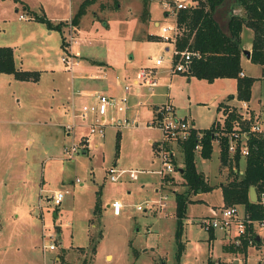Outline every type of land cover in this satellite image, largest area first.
<instances>
[{"label": "rangeland", "instance_id": "rangeland-1", "mask_svg": "<svg viewBox=\"0 0 264 264\" xmlns=\"http://www.w3.org/2000/svg\"><path fill=\"white\" fill-rule=\"evenodd\" d=\"M171 1L95 0L86 5L78 25L73 26L67 22L79 0H0V46L14 48V61L22 70L39 73V80L33 83L0 73V264L176 263L173 194L184 190V180L179 172L172 173L170 180L154 173L160 163L145 139L157 138L159 132L144 125L152 117L151 105L166 101L165 86L169 84V92L176 99V115H185L196 127L208 129L221 119L222 111L218 112L216 105L235 92V82L231 78L210 83L191 78L187 82V76L169 73L171 45L157 35L159 26L175 22ZM227 4L213 12L223 32ZM29 12L61 20L67 26L61 33L50 29L47 35L45 25L33 20ZM155 20L158 24L154 26ZM240 37L241 49L248 50L244 43L251 38L250 32L244 30ZM159 55L163 63L154 67ZM61 57H71L80 64L67 71ZM240 65L254 79L252 98L255 102L258 99L259 109L255 114L264 130L262 69L244 60ZM152 67L156 86L140 84V95L134 93L135 73ZM89 75L101 79H90ZM114 79H122L119 87L112 84ZM125 84L129 88L126 91L122 88ZM106 86L113 87V92ZM94 90L118 100L124 96L126 101L107 109L102 136L89 135L87 149L67 157L63 146L77 144L88 130L79 123L81 126L66 136L63 125L70 123L72 112L78 113L82 104L95 99ZM123 117L134 120L135 125L114 126ZM212 144L210 158L202 160L194 154V162L205 182L216 184L229 178V169L219 163V146ZM175 152L172 160L177 167L182 155L179 147ZM240 161L242 168L244 161ZM109 167L135 170L136 178L124 176L110 182ZM57 191L62 199L59 205H53L51 198ZM97 191L100 209L93 215ZM198 194H189L194 202L184 209L179 264H205L208 257H228L224 248L230 245L220 233L214 232L207 240L208 233L198 223L211 206L221 204L220 190L213 186ZM113 200L121 204L118 215L107 206ZM158 200L165 202L163 210L158 209ZM256 229L264 243V230ZM50 242L53 250L43 248ZM92 242L94 252L90 249ZM259 255L260 250L251 247L246 263L256 264Z\"/></svg>", "mask_w": 264, "mask_h": 264}, {"label": "trees", "instance_id": "trees-1", "mask_svg": "<svg viewBox=\"0 0 264 264\" xmlns=\"http://www.w3.org/2000/svg\"><path fill=\"white\" fill-rule=\"evenodd\" d=\"M95 0H83L77 6L75 12L69 18L67 24L76 26L78 20L84 15L86 5ZM194 5L186 9L175 11L174 21L178 30L175 36L174 47L177 51L188 50L196 52L193 56L188 71L185 73L188 77L205 80L207 83L214 79L235 80V94H228L226 101L236 99L238 101H247L251 94V84L254 79L250 76H239L241 44L240 32L246 27L251 31V42L249 49V61L253 64L264 65V0H196ZM227 4L226 32H223L217 21L213 18V12ZM32 13L33 20L45 25L46 29H53L61 33L62 28L67 26L62 21L52 22L50 19ZM0 73L10 74L13 79L36 81L38 72L25 71L16 67L13 61L12 49L8 46H0ZM217 110L222 108L224 125L226 129L230 128V121L235 118V108L227 107L218 103ZM213 123V122H212ZM211 123V124H212ZM203 133L198 142L202 144L199 156L202 159H208L212 152L211 135L209 128L200 129ZM118 132L115 135L116 153L118 151ZM197 141L196 136L192 134L186 141L178 145L183 163L182 167H177L179 175L182 178L184 190L173 194L175 207L173 215L175 216V264H179V257L182 248L180 241V231L183 227L185 218L184 209L188 203L194 201L188 198L189 194L196 192H208L213 187L209 186L203 179L200 172L196 170L194 162L193 147ZM255 147L249 151L247 157L243 159L244 166L241 174L233 171V167L239 164V157L235 155L232 160L227 159L226 147L223 139L220 141L218 160L222 166L229 169V180L221 184L220 195L223 206L240 205L245 214L253 220H258L262 216L264 202V139H253ZM170 180L171 178L168 177ZM249 186H253L257 196L256 201L248 199L247 193ZM99 192H96L95 202L92 208L93 215L98 214L100 201ZM208 238H213V233L208 231ZM258 244V240H255ZM245 242L238 247L228 246L224 250L228 252H241L245 254ZM91 251L95 250V243H91ZM205 264H244V262L232 263V261H223L219 259L212 260L207 258ZM264 264V262L262 263Z\"/></svg>", "mask_w": 264, "mask_h": 264}, {"label": "built area", "instance_id": "built-area-1", "mask_svg": "<svg viewBox=\"0 0 264 264\" xmlns=\"http://www.w3.org/2000/svg\"><path fill=\"white\" fill-rule=\"evenodd\" d=\"M173 10L186 9L192 7L195 3L193 0H172ZM170 10V6H168ZM18 18H23V15L19 14ZM178 30L175 22L173 25H162L159 26L158 39L171 45L170 61H169V73L185 75L188 71L189 63L193 56H197L196 52L182 50L177 51L174 47L175 36ZM61 62L65 65V69L68 71L72 69L74 62L71 57H61ZM163 63V57L161 55L156 56L154 60V67H157ZM151 68L139 69L135 73L133 78L134 87H139L143 84L147 87L156 86V78L151 75ZM239 76L243 77L244 74L239 72ZM264 77V72L262 78ZM123 90H128V85H123ZM94 100L90 103H85L80 106L78 113H71V121L69 124L63 125L65 135L69 136L73 132V128L81 126L83 124L87 128L86 136L82 135L78 138L77 144H70L69 147H64V155L70 156L72 152H78L87 149L88 136L91 134H98L100 136L104 133V127L106 125L105 115L108 108H115L119 104H124L126 98L115 99L108 94L101 92H94ZM91 96V95H90ZM232 107V106H231ZM118 108V107H117ZM235 118L230 121L229 130L224 125V117L222 114L221 119L215 120L209 128L211 135V144L214 142L217 146H220V141L223 139L227 159L232 160L235 155L239 157V161L243 160L248 156L249 151L255 147L253 139H264V130L258 124L257 115L251 113L250 107L247 105V101H239L235 107ZM78 120V123L76 120ZM110 122H113L110 118ZM109 122V123H110ZM135 125L134 120H130L123 117L121 120H117L114 124L116 127H132ZM146 128L153 129L159 132V140L153 142L154 155L157 162L160 163L158 170L154 171L158 177L171 176L172 173L179 172L177 167L173 163V157L175 156V150L179 146L180 142L186 141L192 134L196 136L197 141L194 143L193 153L198 154L201 150L202 144L198 142L202 136V131L193 127L192 123L185 117L178 116L173 110V106L165 101L158 106L153 108L152 117L145 122ZM152 143V142H151ZM219 151V150H218ZM234 168L238 174L242 173L239 171V164ZM108 180L115 182L121 177L126 176L129 180L136 178L137 171L118 169L115 167H109L107 170ZM62 199V193L57 191L51 198L53 205H59ZM165 199V197H161ZM263 207V214L260 219L253 220L244 213L240 205L234 204L231 206H214L210 209L208 215L199 217V226L206 232L211 231L212 233L218 232L222 239L226 240V244L234 247H238L245 242V246L255 244L257 229L264 230V202H261ZM157 205L159 210H163L165 202L159 201ZM113 215H118L121 209V204L117 200H113L108 204ZM159 212V211H158ZM47 237H50L48 235ZM43 248L53 250L54 245L50 242L47 245H42Z\"/></svg>", "mask_w": 264, "mask_h": 264}, {"label": "crops", "instance_id": "crops-1", "mask_svg": "<svg viewBox=\"0 0 264 264\" xmlns=\"http://www.w3.org/2000/svg\"><path fill=\"white\" fill-rule=\"evenodd\" d=\"M79 2H81L80 0H79ZM19 15V14H18ZM22 15V14H21ZM72 15V14H71ZM51 20V19H50ZM52 22H56V20H51ZM59 21H61V20H59ZM154 23V26L155 25H157L158 24V22L155 20V21H153ZM244 30H246L247 32L249 31L250 32V36H251V31L248 29V28H246V27H244L242 30H241V32L242 31H244ZM51 31L52 30H47V32H46V34L47 35H49L50 33H51ZM240 32V33H241ZM240 37V36H239ZM153 38H154V36H153ZM241 38V37H240ZM251 38H252V36H251ZM251 38H248V41L246 42V43H244V45L245 44H247L245 47L248 49V52H249V49H250V42H251ZM242 46V45H241ZM11 48V47H10ZM241 48H243V47H241ZM12 49V54H13V61H14V48L12 47L11 48ZM164 49L165 50H167L168 48H167V46H164ZM244 50V49H243ZM242 60H244V61H247V62H250L249 61V57H246V56H244L243 54L241 55V57H240V63H241V61ZM14 63H15V65H16V67H18V68H20L21 69V67H20V65L19 64H16V61H14ZM251 63V62H250ZM78 64H80V61H78L77 62V64L76 65H78ZM90 64H92V63H90ZM76 65H75V67H76ZM93 66V64L91 65V67ZM243 67H241V65H240V69H241V71L240 72H242L243 74H244V76L246 75V73L244 72V68L242 69ZM260 68L262 69V72H264V65L263 66H260ZM151 69H154V67H152ZM105 69H104V66L102 67V72L104 71ZM4 74V73H3ZM263 74V73H262ZM6 75H10V74H6ZM181 75V74H180ZM11 76V75H10ZM39 76V75H38ZM184 76H187V75H184ZM12 77V76H11ZM188 77V76H187ZM13 78V77H12ZM38 78V77H37ZM89 78L90 79H101V76H97V78L96 77H94V75H89ZM172 78V77H171ZM171 78H170V81H171ZM191 78H195V77H188V79H187V82H189V79H191ZM197 79V78H196ZM231 79H233V78H231ZM18 80V79H17ZM39 80V78L36 80V81H30V82H37ZM118 81H116V79H114L113 80V82H112V84L114 83V86L115 87H119V84L120 83H122V79H121V81L119 80V79H117ZM199 80H202V79H199ZM215 80V79H214ZM234 80V79H233ZM19 81H24V80H19ZM203 81H205V80H203ZM206 82V81H205ZM234 82H235V80H234ZM132 83H133V79H132ZM207 83V82H206ZM252 84H253V82H252ZM252 84H251V87H250V90H251V94H250V98L247 100V105H248V107H250V109H251V111H253L254 113H259V109L256 107V103H257V101H258V99H256V102H255V100L252 98ZM234 85H235V83H234ZM86 86H88V85H86ZM86 86H83V88H86ZM90 87V86H89ZM166 89H165V93H164V97H165V99H166V101L167 102H169L172 106H173V110L175 111V114H178V113H176L177 112V105H176V99H174V97H173V95L169 92V84H167L166 86ZM106 88H107V91L108 92H113V90H114V88L113 87H108V86H106ZM81 90V89H80ZM87 90H93V89H90V88H88ZM234 90H235V86H234ZM236 91V90H235ZM94 92H98V90H94ZM133 92L134 93H136V94H138V95H140V87H133ZM78 93V92H77ZM153 94V93H152ZM151 94V95H152ZM233 94H235V92L233 93ZM81 96V95H80ZM82 97V96H81ZM238 100H236V99H230V100H228V101H226V100H224L223 102H218V103H222V104H224L225 106H227L228 108L229 107H235L236 105H238ZM217 103V104H218ZM156 105H151V107H150V110H151V112H150V114L152 115V112H153V108L155 107ZM217 106V105H216ZM72 107H74L73 105H72ZM57 108L59 109V106L57 105ZM221 111H222V108L220 109V111H218V112H220L221 113ZM150 115V116H151ZM136 116H137V113L134 115V118L136 119ZM182 117H185L186 118V116L185 115H182ZM189 121L192 123V125H193V121H192V119H189ZM78 123V122H77ZM193 127H196L195 125H193ZM197 129H200L199 127H196ZM118 132V134H119V131H116V133ZM116 135V134H115ZM146 142L148 143V145L150 146V148H151V152L153 153V156L155 157V155H154V146H153V142H155V141H158L159 140V137H157V138H154V139H151V138H149V137H147L146 139ZM152 142V143H151ZM212 148H213V144H212ZM217 152H218V149H217ZM212 153V152H211ZM181 155V154H180ZM199 156V155H198ZM210 156H211V154H210ZM156 158V157H155ZM210 158V157H209ZM208 158V159H209ZM199 159H202V158H200V156H199ZM202 160H206V159H202ZM181 161H182V156H181ZM181 161H180V163L179 162H177V167H182V165H183V163H181ZM194 161H195V158H194ZM241 162V161H240ZM220 163V162H219ZM240 164V163H239ZM243 166H244V162H243ZM222 170L224 171H227V168L226 167H223L222 168ZM240 170H243V167L241 168L240 166H239V171ZM233 171H234V168H233ZM179 175V174H178ZM204 176V175H203ZM169 178H171L170 176H169ZM173 178V177H172ZM230 178V177H229ZM229 178L228 179H224L223 181H218L216 184H215V182L213 183V184H209L208 182H207V184L209 185V186H211V187H213V186H215V187H218L219 188V190H220V185L221 184H223V183H225L226 181H228L229 180ZM204 179V178H203ZM207 181V180H206ZM199 192V194L201 193L200 191H198ZM198 194V195H199ZM221 196V195H220ZM220 205H222V202H221V204ZM107 206H108V204H107ZM106 206V207H107ZM214 206H216V205H214ZM214 206H211V208L212 207H214ZM219 206V205H218ZM242 208V207H241ZM213 234H215V233H213ZM220 237H221V235H220ZM258 239V244L256 245V244H253V245H250V246H246L244 249H246L245 250V254H242L241 252H238V251H236V252H228L227 253V258H222L223 259V261H235L236 263H238V262H244V264H247L246 263V259H247V257L249 256V250H250V248L252 247H254V248H256V249H259L260 250V252H261V255H259V258H258V261H257V263L256 264H262L263 262H264V243L261 241V239H260V237H259V234H257V236H256ZM222 239V238H221ZM256 240V241H257ZM55 259H57V257L55 258ZM221 259V260H222Z\"/></svg>", "mask_w": 264, "mask_h": 264}, {"label": "water", "instance_id": "water-1", "mask_svg": "<svg viewBox=\"0 0 264 264\" xmlns=\"http://www.w3.org/2000/svg\"><path fill=\"white\" fill-rule=\"evenodd\" d=\"M241 54H243L246 57H249L248 50H246V49L245 50H242L241 51ZM247 196H248V199L250 201H252V202L256 201L257 196L255 194V190H254V187L253 186H249ZM257 239L258 238L256 237V240ZM232 263H236V262L233 261Z\"/></svg>", "mask_w": 264, "mask_h": 264}]
</instances>
